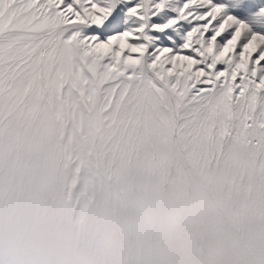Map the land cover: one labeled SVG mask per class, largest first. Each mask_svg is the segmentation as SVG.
I'll return each mask as SVG.
<instances>
[{
    "label": "snow or ice",
    "instance_id": "obj_1",
    "mask_svg": "<svg viewBox=\"0 0 264 264\" xmlns=\"http://www.w3.org/2000/svg\"><path fill=\"white\" fill-rule=\"evenodd\" d=\"M126 4L133 21L105 25ZM217 0H0V214L32 209V169L58 151L67 176L55 214L107 196L132 204L125 181L171 190L223 170V206L157 240L178 264H264V32ZM264 15V8L260 10ZM98 105L114 109L95 136ZM156 130L151 143L139 137ZM77 140L89 142L74 149ZM238 151V155H234Z\"/></svg>",
    "mask_w": 264,
    "mask_h": 264
},
{
    "label": "clouds",
    "instance_id": "obj_2",
    "mask_svg": "<svg viewBox=\"0 0 264 264\" xmlns=\"http://www.w3.org/2000/svg\"><path fill=\"white\" fill-rule=\"evenodd\" d=\"M114 109L98 105L91 117L95 136L108 132ZM156 130L142 134V143L153 142ZM89 142L77 140L81 151ZM238 151L234 155H238ZM19 167L12 154L0 147V168ZM36 202L29 211L0 214V264H150L157 240H167L188 225H199L222 208L225 187L223 170L206 173L198 180L171 190L147 180L136 186L131 178L125 190L132 207H114L107 196L97 199L80 215L60 218L55 208L60 199L56 185L67 176V164L58 151L46 152L32 169ZM159 264H178L175 253L165 249Z\"/></svg>",
    "mask_w": 264,
    "mask_h": 264
},
{
    "label": "rangeland",
    "instance_id": "obj_3",
    "mask_svg": "<svg viewBox=\"0 0 264 264\" xmlns=\"http://www.w3.org/2000/svg\"><path fill=\"white\" fill-rule=\"evenodd\" d=\"M131 2L135 3V0ZM217 2L227 4V12L249 23L252 31L264 32V15L260 14V10L264 8V0H217ZM128 6L131 4L118 8L113 19L105 25L109 34L111 31L123 30L132 23L134 18L126 16Z\"/></svg>",
    "mask_w": 264,
    "mask_h": 264
}]
</instances>
